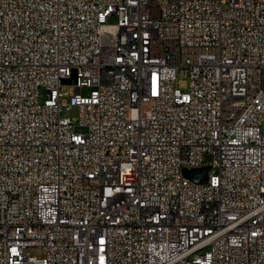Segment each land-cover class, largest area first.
Returning <instances> with one entry per match:
<instances>
[{"label":"built area","instance_id":"1","mask_svg":"<svg viewBox=\"0 0 264 264\" xmlns=\"http://www.w3.org/2000/svg\"><path fill=\"white\" fill-rule=\"evenodd\" d=\"M263 122L264 0H0V264H264Z\"/></svg>","mask_w":264,"mask_h":264},{"label":"rangeland","instance_id":"2","mask_svg":"<svg viewBox=\"0 0 264 264\" xmlns=\"http://www.w3.org/2000/svg\"><path fill=\"white\" fill-rule=\"evenodd\" d=\"M108 23H110V24L114 23V19L113 18H109L108 19ZM68 90H69V87H66L65 88V91H68ZM89 90H90V88H88V87L81 88L80 91H79L80 92V95H82V96L87 95L88 92H89ZM42 97H43V92H42V90H39V99L41 100ZM63 114L64 115H67V116H70V117L75 116V113L73 111L68 112V113H63ZM261 129L264 130V122L261 124ZM203 161L204 162L210 161L209 155H204L203 156ZM27 253L29 255L36 256V257H42V255H43L39 250H37L35 248L28 249L27 250Z\"/></svg>","mask_w":264,"mask_h":264},{"label":"water","instance_id":"3","mask_svg":"<svg viewBox=\"0 0 264 264\" xmlns=\"http://www.w3.org/2000/svg\"><path fill=\"white\" fill-rule=\"evenodd\" d=\"M70 84L74 83V77H71L69 80ZM206 167H202L200 169H194L190 171H183V175L185 178L189 179L194 183H203L205 181L206 176Z\"/></svg>","mask_w":264,"mask_h":264},{"label":"bare ground","instance_id":"4","mask_svg":"<svg viewBox=\"0 0 264 264\" xmlns=\"http://www.w3.org/2000/svg\"><path fill=\"white\" fill-rule=\"evenodd\" d=\"M119 57H126V49L115 48V49H112V51H109V61L111 63H118Z\"/></svg>","mask_w":264,"mask_h":264}]
</instances>
